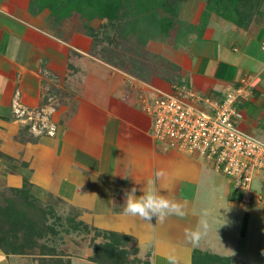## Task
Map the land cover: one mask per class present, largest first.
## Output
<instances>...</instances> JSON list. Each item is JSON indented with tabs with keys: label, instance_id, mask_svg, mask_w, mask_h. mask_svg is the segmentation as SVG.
<instances>
[{
	"label": "crops",
	"instance_id": "crops-1",
	"mask_svg": "<svg viewBox=\"0 0 264 264\" xmlns=\"http://www.w3.org/2000/svg\"><path fill=\"white\" fill-rule=\"evenodd\" d=\"M3 4L0 5V28L24 42L36 44L43 51L32 62L30 55L26 63L14 60L9 49L0 52V151L20 161L6 170L0 157L3 185L21 188L26 178L32 188L41 189L58 203L78 210L79 220H89L96 228L131 236L137 250L135 257L141 259L139 264L146 259L149 264H171V261L190 264L194 248L230 257L224 248L217 251L214 245L197 246L185 239V229L202 232L205 220L207 239L201 240L204 244L212 243L213 227L221 235L233 226L236 240L245 234L244 224H249L248 220H253L256 232L264 228V205L244 204L240 193L222 173L205 162L204 165L197 157L164 149L154 141L150 119L132 106L131 94L125 97L129 91L124 89V72L97 56L77 55L88 53L84 51L91 47L89 39L75 35L85 43L72 44L61 39L52 42L39 28L43 23L36 15L27 12L28 16L21 17V13L17 14L19 6H14L9 13L3 12ZM28 4L29 0L26 7ZM213 24L221 26L214 28L219 34L212 35L210 28L207 39H190V49L183 52L181 60L172 59L173 71L179 74L181 83L215 99L236 87L245 74L257 76L251 98L237 102L236 107L242 113L239 126L264 140V23L252 21L241 27L218 20ZM171 34L170 41H175L174 34L181 32L173 28ZM40 36L43 37L38 40ZM72 71L75 74L80 71L76 75H81L82 80L73 85L70 105L61 104L59 110L45 107L56 112H50L54 115L51 118L53 135L35 134L30 135L31 140H24L19 134L20 121L13 114H21L20 107L43 106L40 105L46 93L43 86L46 89L52 83L62 89ZM100 82L104 91L98 87ZM153 82L166 91L173 86L156 76L144 83ZM145 89L152 92L151 86ZM64 91L61 93L67 98L70 94ZM157 171L162 173L159 178ZM133 187L137 189V196L143 195L144 189L186 202L187 217L173 216L164 222L154 217L149 223L123 215L125 192ZM252 190L264 198V180ZM219 241L216 247H221ZM52 257L48 251L26 249L23 254L6 253L0 247V264H50L48 258ZM66 257L59 255V258Z\"/></svg>",
	"mask_w": 264,
	"mask_h": 264
},
{
	"label": "rangeland",
	"instance_id": "rangeland-1",
	"mask_svg": "<svg viewBox=\"0 0 264 264\" xmlns=\"http://www.w3.org/2000/svg\"><path fill=\"white\" fill-rule=\"evenodd\" d=\"M28 0H0V5H2V2H4V7L2 6L1 10L3 12L9 13L11 10L17 6L20 8V12H16L17 14H20L21 17H24V15L28 12L30 15L38 17V21L42 22V27H39L42 29V31L46 32L49 36V39L53 42L55 40H66L67 42H74L75 43H85V40L74 37L75 35H79L80 37H86V40L91 39L86 35V33L81 29V25H84V20H82V24L79 23L78 17L74 20L67 19L64 16L60 14L59 11L56 8V4L54 5L55 0H44V6L47 4L49 8L53 10H49L47 7H41L38 3V0H29L28 6L26 7V3ZM174 4L175 10H177V14L175 17H173L174 21H176L173 27L175 29L181 30V37L177 38L175 41H170L171 39L165 38L162 35L156 34V38H148L147 42L144 43L142 47H139V49H134L133 46L138 47L134 43V34L128 29L125 33L127 42L123 45L116 44L114 47H108V51L106 52L107 48H104V44H99V46H96L93 48L92 44L91 47L88 48V53L79 54L80 57H88L89 55H94L100 58L99 56H102L103 54H110L113 51H117L119 54H125L131 55L134 57H138V59H142L145 62V65L140 67L138 70V73H134L130 68L126 67V69H123L122 72L125 74V80H124V89L128 90V93H125V97L129 98V94L134 97L129 98V102L134 106L135 108L139 109L141 112V96L148 97L151 92L147 91L145 89L146 86H151V89L153 91V94L156 91H166L162 90V88L156 86V83L153 82L152 84L144 83L145 81H149L151 77L156 76L158 78H162L164 68L165 66L172 67L174 62H172L173 58H176L178 60H181L183 57V52L186 53L187 50H189V41L193 38H206L208 36V31L211 28L213 31L212 35L215 32V35H218V30L221 26L214 25V22H217L218 20L222 21L223 23L233 22L231 20H227L226 18H223L221 15L215 16L213 14V9L218 8V2L214 0H181V2H178L179 0H172ZM179 3V4H178ZM217 3V4H216ZM43 5V4H42ZM209 6L210 8H208ZM72 8L71 5L68 6V8ZM4 8V9H3ZM29 9V10H28ZM55 10H57L55 12ZM176 12V11H175ZM27 13V14H28ZM207 13V17L205 16L206 20L205 25H203L200 20V16L202 14ZM26 14V15H27ZM28 16V15H27ZM71 16V15H70ZM63 17V18H62ZM130 17V14H129ZM25 21L26 19L23 18ZM40 19V20H39ZM81 19V18H80ZM215 19L214 21H212ZM141 20V19H140ZM32 22H34V19H31ZM37 21V20H36ZM253 22H258V24L264 23V17H260L258 14H255L253 17ZM94 27L97 26V21L91 22ZM234 23V22H233ZM39 25V24H37ZM185 25V27H184ZM192 25L195 27H198L199 29H192ZM181 27V29H180ZM128 28V27H127ZM125 31V30H123ZM121 32L120 29H114L110 31V34L112 33H118ZM184 35V36H183ZM210 35V34H209ZM43 36H40L38 40H41ZM185 38V40H184ZM55 39V40H54ZM179 39V40H178ZM193 39V40H196ZM119 40V39H118ZM56 42V41H55ZM38 43V42H37ZM87 43V42H86ZM193 43V42H192ZM133 45V46H131ZM5 46V47H4ZM35 46V47H34ZM6 48V49H5ZM16 48V50H15ZM35 48V49H33ZM10 51L11 57L14 58V60H17L21 63H26L28 59L30 58V55H32L31 62L35 60V55L43 54V51L37 47L36 44L29 42H24L23 40L19 39L17 35L12 34L6 29L0 28V52L4 51ZM129 49V50H127ZM6 50V51H5ZM139 50V52H138ZM12 52V53H11ZM106 52V53H105ZM138 52V53H137ZM103 53V54H102ZM173 55V57H172ZM172 57V58H171ZM169 63L165 65L166 63ZM165 65V66H164ZM175 65V64H174ZM117 68V67H116ZM116 72V69H114ZM173 70V68H172ZM113 71V69H111ZM80 71H77L76 74ZM114 72V73H115ZM75 72L69 73V77L67 80V83L63 84V90L64 92H69L70 95L66 98L63 97L62 89L56 87L52 83L45 89L43 86V91L45 90V98L41 101V104L43 106H39L37 109H28V108H22L20 107L21 114H13L16 120L19 122V134L21 137L25 139H32L30 138V135H37L38 136H51L53 135L52 130V120L54 118V115L51 116V113L56 114V112H51L49 108L45 109V107H52L56 110H59L61 107V104H69V101L72 102L71 95H73L74 87L73 85L78 83L80 80H82L81 75H76ZM85 74V73H84ZM165 74H167L165 72ZM248 76H255L253 74H245L241 79L248 77ZM138 78L135 79V78ZM163 79V78H162ZM139 84L137 83V81ZM142 80V81H140ZM121 82L119 81V84ZM123 83V81H122ZM140 85V86H139ZM98 87H101V90L104 86L100 82L98 84ZM72 90V91H71ZM137 93V95H136ZM48 94V95H47ZM66 94V93H65ZM128 94V96H127ZM119 95V94H118ZM137 96V97H136ZM132 98V99H131ZM137 103V105H136ZM51 112V113H50ZM143 113V112H142ZM10 116V113H8ZM144 114V113H143ZM13 118V120H15ZM55 124V123H54ZM55 131V130H54ZM262 140V139H261ZM264 141V140H263ZM196 158V157H195ZM198 158V157H197ZM200 159V158H198ZM2 164L7 170H11L13 167L12 165H19L20 161L16 160L14 158H3L2 157ZM201 162L203 161L200 159ZM204 164V161L202 162ZM205 165V164H204ZM208 165V164H206ZM11 167V168H10ZM22 171L25 170L22 169ZM26 174V173H25ZM259 175H255L254 179L252 181V189H256L259 187ZM12 198L16 201V208H19V210H22V207H26L24 204L26 202H23V200H26L22 198L21 194H18L17 191L15 192L11 187L3 185V183L0 182V206L4 207L6 205L7 199ZM29 205L32 207H36L35 211H31L30 213H33V217L37 215L36 220L42 222V227L39 229L41 234L40 237H38L36 234H34V237H32L34 241V245H31V247H28L27 250H35V252L40 251V245H45L49 248H54L56 252H65L69 255L70 260L72 261V264H94L91 262H95L90 260V257H93V255L99 253L97 245L103 242V237L100 232H95L93 229L89 231L88 233H85L81 231L80 229H73L72 220L76 221L79 220L78 213L79 211L71 206H65L64 204L58 203L57 200H55L51 195L46 194L41 189L38 188H32L29 186ZM31 207V208H32ZM30 208V207H28ZM30 210V209H28ZM45 211V212H44ZM83 223H86L90 227L95 226L91 225L89 220H81ZM249 224H244V228H246V232L243 235V237L239 238V240L235 239L234 236V227H230L225 233H222L221 235L217 234L216 231H214V227L212 229V235L210 236L212 243H202L201 240L207 239V227L204 228V230L201 233L202 236H200V239L198 241L197 246H207L213 247L214 250L221 251L220 249L224 248L227 250L228 255L231 257L232 262L235 260V262H231V264H242L244 260H246L244 264H264V228L262 227L260 232L261 235L256 232L255 225L253 223V220H248ZM205 224L207 225V221L205 220ZM99 231H103V229L96 228ZM211 229V227L209 228ZM239 229V228H238ZM38 231V230H37ZM107 231V230H106ZM236 234V233H235ZM263 234V235H262ZM19 238L23 239L24 235L23 232H19L18 234ZM218 239L221 241V247H216L218 243ZM209 241V237H208ZM207 241V242H208ZM219 241V242H220ZM223 241V242H222ZM215 242V244H214ZM21 244V242H19ZM131 248V247H129ZM39 249V250H38ZM26 250V249H25ZM99 250H101L99 248ZM129 250V249H128ZM136 254V253H135ZM134 253H130V255H127L129 260L135 256ZM48 258L50 261V264H54V258ZM71 257H74L73 259ZM64 259V258H62ZM87 260V261H86ZM90 261V262H88ZM96 264H100L95 262Z\"/></svg>",
	"mask_w": 264,
	"mask_h": 264
},
{
	"label": "trees",
	"instance_id": "trees-1",
	"mask_svg": "<svg viewBox=\"0 0 264 264\" xmlns=\"http://www.w3.org/2000/svg\"><path fill=\"white\" fill-rule=\"evenodd\" d=\"M43 1L38 0L41 6L39 8H49L47 4L44 6ZM214 1L218 2V8L213 9L215 16L221 15L241 27L251 23L255 14L264 17V0ZM178 2H181V0ZM175 3L172 0H55L54 5L56 4L60 14L63 11L62 16L66 18L67 15V19L74 20L78 17L79 23L82 24V20L85 18L81 29L91 39L93 48L103 43L104 48H107V52L108 47H114L116 44L125 46L124 43L127 42L125 33L128 29L134 34V43L138 45V47L131 45L134 49L142 47L148 38H156V34L171 39L173 37L171 32L175 25L173 23L176 22L173 17L177 14V10L174 8ZM69 5L72 8H68ZM207 7L210 8L209 6ZM205 16L207 17V13L199 17V22L203 25H205ZM92 21L98 22L96 27L92 25ZM114 29H120L121 32L110 34V31ZM192 29L199 28L192 25ZM178 31L181 32L179 29ZM177 35L180 36L181 34H174V37L178 38ZM71 54L76 55L73 51ZM127 54H119L115 50L110 54H103L99 57L104 62L112 64L120 70L128 67L137 74L139 68H142L145 62L142 59H138V57ZM167 64L169 63L165 65ZM165 67L162 78L171 82L172 85H182L179 74L174 72V69L172 70L175 65ZM0 157L9 158L8 155L1 151ZM29 186L30 184L25 178L21 188H11L21 194L23 199L26 198V200H23V202H26L24 204L26 207H22V210L16 208V201L12 198L7 199L4 207L0 206V247L6 253L23 254L26 251L25 249L35 244L32 239L34 234L40 237L41 232L39 229L43 225L42 222L40 223V221L36 220L37 215L33 217V213H30L31 211L34 212L36 207L29 205ZM71 226L73 229H80L85 233L92 229L101 233L103 242L97 245V252L99 253L90 257V260L100 264H139L141 262V259L135 256L130 260L128 259L127 255H130V253L135 254L137 251L135 246L132 245L133 238L131 236L113 231H99L81 220H72ZM20 231L23 232V239L18 236ZM40 251H48L55 256L54 264H71L70 257L65 252H56L54 248H49L45 245H40ZM59 255H66L67 257L62 259L59 258ZM146 260L148 261V259ZM147 261H144L143 264H149ZM190 264H231V259L228 256L219 255L209 250L203 251L194 248Z\"/></svg>",
	"mask_w": 264,
	"mask_h": 264
},
{
	"label": "built area",
	"instance_id": "built-area-1",
	"mask_svg": "<svg viewBox=\"0 0 264 264\" xmlns=\"http://www.w3.org/2000/svg\"><path fill=\"white\" fill-rule=\"evenodd\" d=\"M257 83V76L245 77L220 99L185 84L140 99L154 141L202 159L232 182L246 205H264L263 196L252 190L256 174L264 180V141L239 126L236 103L250 99Z\"/></svg>",
	"mask_w": 264,
	"mask_h": 264
},
{
	"label": "clouds",
	"instance_id": "clouds-1",
	"mask_svg": "<svg viewBox=\"0 0 264 264\" xmlns=\"http://www.w3.org/2000/svg\"><path fill=\"white\" fill-rule=\"evenodd\" d=\"M162 175L156 172V177ZM143 195L137 196L135 187L125 192V203L122 214L128 217L138 218L142 221L151 223L155 217L156 221L164 222L169 217L185 219L188 215L187 205L176 200H170L165 195L155 191H145ZM206 228L207 225H204ZM201 233L198 230L185 229V239L192 244L198 243ZM171 261V258H170ZM174 264V261H171Z\"/></svg>",
	"mask_w": 264,
	"mask_h": 264
}]
</instances>
